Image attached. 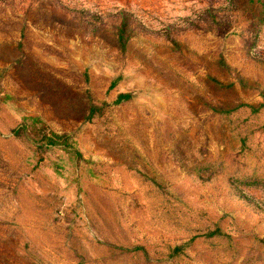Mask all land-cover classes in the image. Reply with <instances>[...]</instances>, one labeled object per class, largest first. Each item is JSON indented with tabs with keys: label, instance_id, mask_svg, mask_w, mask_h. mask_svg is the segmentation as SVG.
Masks as SVG:
<instances>
[{
	"label": "rangeland",
	"instance_id": "1",
	"mask_svg": "<svg viewBox=\"0 0 264 264\" xmlns=\"http://www.w3.org/2000/svg\"><path fill=\"white\" fill-rule=\"evenodd\" d=\"M0 264H264V0H0Z\"/></svg>",
	"mask_w": 264,
	"mask_h": 264
},
{
	"label": "trees",
	"instance_id": "2",
	"mask_svg": "<svg viewBox=\"0 0 264 264\" xmlns=\"http://www.w3.org/2000/svg\"><path fill=\"white\" fill-rule=\"evenodd\" d=\"M230 1H232V0H230ZM126 32L127 31L125 29V23H123L122 26L119 28V30L117 32V41H118V43H119V45H120V47L122 49L125 48L126 43L128 41V36H127V33ZM128 97H129L128 94H121V95H119V98H118L117 101H120L122 98H128ZM19 131H20V129L14 130V132L16 134H18ZM42 138L45 139V143L47 145H54V144H56V142L58 140H61V142H64L65 143L69 139V134H65V133H63V134H57V133H54L52 131H49V133L43 134L42 135Z\"/></svg>",
	"mask_w": 264,
	"mask_h": 264
}]
</instances>
